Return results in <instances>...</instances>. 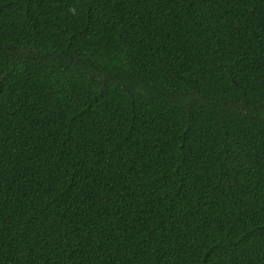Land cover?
I'll use <instances>...</instances> for the list:
<instances>
[{
    "label": "trees",
    "instance_id": "obj_1",
    "mask_svg": "<svg viewBox=\"0 0 264 264\" xmlns=\"http://www.w3.org/2000/svg\"><path fill=\"white\" fill-rule=\"evenodd\" d=\"M0 264H264V0H0Z\"/></svg>",
    "mask_w": 264,
    "mask_h": 264
}]
</instances>
